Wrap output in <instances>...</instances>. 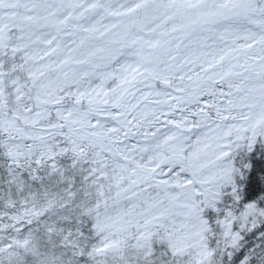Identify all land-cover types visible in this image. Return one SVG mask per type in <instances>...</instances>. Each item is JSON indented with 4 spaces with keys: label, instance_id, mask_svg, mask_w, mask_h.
Masks as SVG:
<instances>
[{
    "label": "snow or ice",
    "instance_id": "obj_1",
    "mask_svg": "<svg viewBox=\"0 0 264 264\" xmlns=\"http://www.w3.org/2000/svg\"><path fill=\"white\" fill-rule=\"evenodd\" d=\"M0 264H264V0H0Z\"/></svg>",
    "mask_w": 264,
    "mask_h": 264
}]
</instances>
